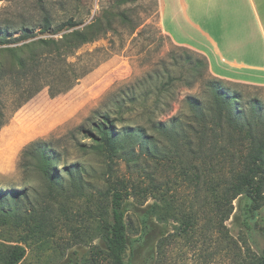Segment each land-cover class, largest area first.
<instances>
[{
	"label": "rangeland",
	"instance_id": "374dc122",
	"mask_svg": "<svg viewBox=\"0 0 264 264\" xmlns=\"http://www.w3.org/2000/svg\"><path fill=\"white\" fill-rule=\"evenodd\" d=\"M170 2L172 0H0V27H9L10 36L21 34L25 25L37 31L46 14L54 27L70 18L78 23L77 27L99 17L105 25L107 17L112 20L107 32L82 45L70 57L90 68L73 88L54 97L44 88L0 128V191H7L10 200H13L10 189L25 193L20 204L24 212L44 208L43 173L34 169L26 171L23 167L25 149L32 142L43 141L60 155L57 168L68 192L67 209L60 212L58 204L54 203L51 211L44 212L50 221L45 228L47 232H43L40 240L30 237L23 243L26 255L19 264H113L103 250L95 247L103 246L101 239H91L89 233L96 223L90 221L88 211L95 214L96 203L88 197L105 188L102 177L108 162H103V155L91 148L87 129L106 113L116 119L119 128L124 124L146 123L148 115L169 122L184 111L187 95L209 98V93L205 94L206 81L217 76L211 72L209 64L201 62L204 54L192 46L178 44L163 28L164 16L167 28L180 37L185 33L183 18L174 16ZM188 2L191 5L188 14L193 20L194 3L193 0ZM197 14L204 25L209 11L201 10ZM214 15L232 19L231 11L224 9ZM230 26L225 28L227 32L231 31ZM219 30L213 28L215 34ZM186 31L192 34L189 26ZM40 36L35 35L29 41ZM20 44L22 42L16 41L7 46ZM0 55L8 54L0 51ZM222 80L231 90L242 94L245 110L253 99L264 106V85ZM186 111H189L187 107ZM182 121H188V117H183L179 123ZM167 140L169 148L175 138L169 143ZM195 162L201 166L200 160ZM111 165L120 176H137L134 163L129 166L117 159ZM68 169L73 170L76 178L71 177ZM149 170H154L153 164L149 165ZM78 175H82V182H78ZM163 179L170 187L169 195L183 204L185 211L197 213L200 218L198 192L181 178L179 162L172 168L165 166ZM85 181H90L91 186L85 185ZM58 198L63 199L61 195ZM153 201L149 199L146 204ZM234 204L235 210L221 234L210 223L206 224L205 218H200V223L196 222L193 228L174 239L171 236L174 224L170 221L167 225L170 241L162 246L160 254L156 253L157 258L151 264H238L247 253L244 241L251 246V253L264 252V235L260 229L264 225V201L258 223L250 232L235 218L240 212L239 200ZM10 231L8 227H0V248H4L2 244L15 243L18 234ZM230 235L240 242L237 255L231 248ZM157 243V239L153 240L154 251H157Z\"/></svg>",
	"mask_w": 264,
	"mask_h": 264
},
{
	"label": "trees",
	"instance_id": "16d2710c",
	"mask_svg": "<svg viewBox=\"0 0 264 264\" xmlns=\"http://www.w3.org/2000/svg\"><path fill=\"white\" fill-rule=\"evenodd\" d=\"M107 21L105 25L99 17L77 27L78 23L70 18L54 27L46 14L37 31L25 25L21 34L10 36L9 27H0V51L8 54L0 55V128L44 88L52 97L73 88L90 68L70 57L82 45L107 32L112 20L107 17ZM37 34L42 36L29 41ZM16 41L22 44L7 46ZM201 62L208 65L206 56ZM206 82L205 94L208 92L209 98L187 95L181 117H173L169 122L148 115L146 123L119 128L116 119L106 113L87 129L91 148L103 155V162H108L102 177L105 188L88 197L96 203V213L88 211L90 221L96 223L89 233L91 239H101L103 246L95 247L103 250L113 264H151L156 253L160 254L162 246L170 241V221L174 224V239L200 223V218H205L206 224L210 223L221 234L237 199L240 212L236 220L247 232L258 223L264 201V106L253 99L245 110L242 94L231 90L222 79L213 77ZM186 107L189 111L185 112ZM183 117H188V121L180 124ZM173 138L167 148L165 141L172 142ZM117 159L129 166L134 163L137 176L118 175L111 165ZM59 161L60 155L47 142H32L23 152L25 170H40L44 175L43 209L24 212L20 204L25 193L10 189V200L7 191H0V227L18 234L15 243L2 244L0 264L20 263L26 255L23 243L30 237L40 240L47 232L50 221L44 212L51 211L54 203L60 212L67 209L68 192L61 182ZM178 162L181 178L198 192L200 218L197 213L185 211L183 204L169 195L163 169ZM148 164H153V171ZM68 172L76 178L72 169ZM77 178L82 182V175ZM86 184L91 186L90 181ZM60 195L63 199L58 198ZM152 198L154 201L146 204ZM260 229L264 235V225ZM155 239L157 251L152 245ZM244 243L247 253L238 264H264V252L251 253V246ZM230 245L237 255L241 245L231 235Z\"/></svg>",
	"mask_w": 264,
	"mask_h": 264
},
{
	"label": "crops",
	"instance_id": "0c3cea01",
	"mask_svg": "<svg viewBox=\"0 0 264 264\" xmlns=\"http://www.w3.org/2000/svg\"><path fill=\"white\" fill-rule=\"evenodd\" d=\"M170 3L174 16L179 15L184 22L182 31L185 33L180 37L166 27L163 16V28L175 42L192 46L204 54L209 69L219 78L264 85V0H193V20L188 14L191 6L188 0ZM219 9L231 11L232 19L214 15ZM201 10L209 11L204 25L198 19L197 12ZM188 26L192 34L186 31ZM228 26L231 31L227 32ZM213 28L220 30L215 34Z\"/></svg>",
	"mask_w": 264,
	"mask_h": 264
}]
</instances>
